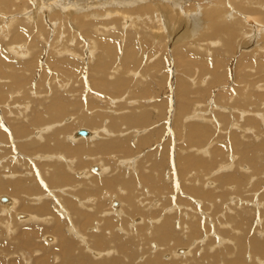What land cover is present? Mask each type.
Here are the masks:
<instances>
[{"label":"rangeland","instance_id":"obj_1","mask_svg":"<svg viewBox=\"0 0 264 264\" xmlns=\"http://www.w3.org/2000/svg\"><path fill=\"white\" fill-rule=\"evenodd\" d=\"M64 1L65 0H48L47 6H44L43 4L42 6L37 7L38 3L36 0H0V53L4 54L3 57L0 58V68L3 70V74H6L5 70L2 68L4 66L7 68V72H9L7 76L2 74L3 77H0L2 78L0 79V86H8L10 82V86L12 87H5L0 94V96L2 95L0 99L7 98L6 100H0V130L3 129V132L6 134L4 140H7H0V142H3V146H0V149L3 151L6 150L4 154L0 151V162L5 160L4 164H0V175L6 173V180L15 176H8L11 167L14 169L18 165L17 167L20 169L19 163L15 164L12 161V155H19L18 157L21 159L22 157L25 158L26 163L28 162L27 159H34V156L30 155L33 153L32 151L21 154L22 151L17 146L21 143L27 144L28 141L26 140L30 139L28 137H34L33 139H35L42 130L47 131L46 133L43 132L45 138L47 134H51L55 129L58 130L64 126H68V123L70 122V124L72 123V130L69 131V135L76 129L85 128L91 130L90 128H94L93 124L95 120L88 118L86 116L87 114L96 115L99 114V112L111 114L110 112L112 109L113 111H118V116H121L122 114L130 115L132 112L134 113V111L135 116L139 115V113H144L142 116L147 118L148 124L136 126V128L143 132H139L140 135L137 136V138L134 137L135 133H132L133 131L130 132L134 144L139 138L141 139L144 136L148 138L146 145L142 143L145 145H142L144 148H142V146L139 147L140 149L136 148L134 153H129L130 155L127 156L118 155L120 156L118 160L113 158V156H110L109 158L110 161H112V164L115 162L113 165L107 162V154L103 155V159H96L97 155L95 157L88 152L84 153L86 156L81 155V157H77V162L74 163V165L72 159L75 157H71V159L68 158L69 161L66 157L67 162L63 161L62 163L66 169L68 168V173L73 176L74 184H76L83 181L89 182L90 179L93 180V175L99 174L100 172V170L98 171L97 169L100 167L99 163H102L103 161L104 165L107 166L109 163L108 168H113L116 171L113 172L114 176L117 174V168H120V170H126L125 172H121L130 177L129 172L127 171L128 163L124 168H121L124 166L122 163L124 160L122 158L136 156L135 160L137 159V163L139 164V162H142V160L149 156L150 158H148L149 161L147 162L148 166L154 163L153 160L156 161L157 159L160 160L162 157L164 158L163 163L158 167L159 172L157 169L156 171H153L150 168L148 174L156 176L158 182L163 180L160 183V187L164 189L165 193L158 194L151 199L150 193L147 194L145 192L147 191L146 187H148L149 191L152 184L148 182L147 186L143 187L139 182V186L136 187L139 189L141 186L140 193H143L144 195L138 194V197H145V202L141 201L139 203V206L141 207L140 212L138 213L139 216H132L133 218L131 217L129 219L124 216L127 223L122 224L123 228L126 229L128 227L127 230L133 226L132 228L136 229L131 231L137 232L133 234V237L131 233L128 234V231L124 230L125 233L127 232L126 234L123 232L121 233V230L118 228L122 242H133L135 240V245H130V248L136 252L133 259L130 260L131 263L150 264L147 263L148 259L157 254L152 252L155 249H160L162 251H160L159 254V261L155 259V262L151 264H168L175 260L179 261L180 264H184L187 259L182 257L177 258L173 253L177 252L179 255L184 256L187 253L186 250L190 248L192 250L190 259L192 261L196 259V261L192 262L188 259L189 263L187 264H232L235 262L236 258L239 259L240 257V254L238 253L240 250L239 242H242L245 245V248L248 247V252L254 253L253 255L256 256L257 259H260L259 264L262 260L264 261V254L255 251L257 246L261 247L264 251V22L258 23L262 26V29L261 31L255 32L244 19L245 16H250L249 14H246L248 13L246 9H252V12L257 8L263 10L264 0H254L256 2L260 1L262 6H260L261 3L260 5H258V3L255 4L252 0L253 4L257 7L255 9L249 4L251 0H126L123 8H126L128 11L121 10V15L105 12V9L115 8L113 5H110L109 2H103L105 0H99L97 3L96 1L98 0H88V6L91 7L84 10H93V12L96 14L98 13L99 16L95 18L89 16V20L86 17L88 25L84 27L77 25V22H75L77 18L75 19L74 16H79V14H82L85 11L82 9V11L72 12L75 11L72 8L76 6L70 4V2L64 3ZM74 1L78 2L79 0ZM89 1H91V3ZM174 1H180L183 6L175 11L176 8L174 9V7L176 6L171 4ZM136 2L138 5L135 4ZM147 2L150 5L155 3L158 4L155 6L152 5V7L154 6L152 9ZM44 3L46 4V2ZM130 3L131 5H128ZM141 4L143 5L141 6ZM146 5H148V7ZM216 6H219L220 8L222 7L220 9V16H210V9H218L219 7ZM47 7H49V9ZM42 8H47V10H43ZM66 8L68 11L70 10L69 8H71L72 10H70V13L73 14L67 15L65 13L67 11H62L67 10ZM168 9L171 11L172 9L174 10L170 13ZM179 10H181L182 14L185 13L183 15L184 17L191 15L189 19L192 24H187V18L184 19V17H178ZM28 16L31 18L27 19ZM251 17L252 16H250V18ZM224 20H227L226 22H232L234 27L240 26V31L238 32L237 37L235 36L233 43L230 42V39L226 41L227 38L225 32L216 33L212 27V22H216L217 25L220 26V24L225 23ZM89 21H91V23ZM24 22H29L27 30L21 28L27 26ZM38 22L41 24V28L38 27ZM238 22L241 25H239ZM23 24L26 25L21 26ZM194 24L196 27L193 26ZM242 24H245L243 26L244 28L242 27ZM158 25L161 26L160 29H158ZM17 29H19L21 37L24 38L21 40L18 39L15 42L14 38L17 39L18 37H15ZM20 29L24 30V33ZM41 30L43 32H40ZM98 37L101 40L110 41L111 43L109 46L114 48L115 51L107 54L105 49L101 48L102 46L99 47L100 42L97 39ZM12 44L17 47L15 48ZM229 44H233L232 48H230ZM68 48L74 50L76 56H74L73 52L71 53ZM64 50H66V52ZM129 51L130 53H128ZM127 53L131 55L129 59ZM8 57L14 58L15 62L23 63L22 65H24V67L22 68V66H20V68H14L15 65H9L5 60L6 58L8 59ZM53 59L59 60V64H54L52 62ZM14 61L11 63H15ZM97 64L103 68V71H101V68L100 71L96 70V67L98 66ZM261 65L263 67H261ZM118 67H120V69ZM131 69H133V71ZM108 70L111 71L109 72ZM117 70H122L124 72H118ZM128 70H130V72H128ZM16 73H20V75L24 77L23 82L21 81L22 83L18 87H15L12 82L13 79L11 80L9 78L10 74L14 75ZM74 74L75 77L73 76ZM117 74L119 77L116 76ZM121 78L123 79L121 80ZM65 80L66 82H64ZM123 80L126 82H123ZM249 80L251 81V84H249ZM62 84H68L66 89L59 87ZM23 85H26V87ZM120 87L122 88L120 89ZM17 89L18 92H14ZM14 93L19 94L16 95ZM55 93H57V98L56 95H54ZM59 95H63L66 99L64 100V98L58 97ZM115 95L118 96V99L120 98L119 100L126 99V101L124 100L122 102V100L119 101L117 99L118 105L116 103L113 105L109 104L111 98H114V100L116 99L113 97ZM259 95L261 96L259 97ZM46 96H49L50 99L51 97L52 99L56 98V101L60 99L63 101V105L64 107L66 106L67 110L65 109V112L61 113L62 118L58 120L60 122H53L55 119L52 120V117H48L50 114L46 111L44 116L45 118L47 117V120L50 118L49 121L51 122L47 121L46 124L42 125L43 127L40 126L38 128L39 131H37L36 128H32L28 125L29 122L32 121V117H34L33 115L36 116L39 112L43 111V108L48 110L46 108L48 105L52 106L57 103L55 99H46ZM9 97H11L10 100H12V97L13 99L17 97L19 98V101L13 104V102H9ZM243 101L246 103H242ZM33 102H35V104ZM27 104L30 105L31 109L29 107V109L26 108V106H28ZM12 105H15V107H11ZM184 105L187 107L185 108L186 110H183ZM245 108L246 110H244ZM17 109L20 111L23 110L25 116L20 115V111H16ZM145 109H148L149 111L147 110L146 112ZM10 110H14L13 112L17 114L15 115ZM181 114L184 115L182 116ZM21 117H23V119ZM25 118H27V120H25ZM105 118L103 119L104 121L102 120V122H100V125L102 126L99 125V127H97L100 132H98L99 136L101 138L104 137L103 139L107 140L106 138L108 136L104 133V129L107 128V131L109 132L112 129L111 125H107L111 123L110 119L105 120ZM2 120L5 121L3 122ZM15 120L18 121L19 125ZM86 121H90V123H86ZM16 123L17 125L14 126L13 124ZM23 123L27 124L30 133L27 132L29 133L28 136L23 135V133L16 136V130H19ZM64 123L65 125H63ZM35 124L37 125L39 123L36 122ZM1 125L4 126L2 127ZM189 125L192 126L189 127ZM200 126L204 127L202 128ZM191 127L195 132L199 128L197 130L199 135L197 136V133L195 139L191 138L189 134ZM51 129H53L52 132ZM113 131L115 132L114 128L110 133H113ZM126 132L128 131H121V133L118 132L114 134L127 135ZM104 134L106 137L103 136ZM116 135L115 137H118ZM111 137H109L108 140L113 138ZM61 138L63 139V137ZM80 138L85 139V142H87L85 144L90 146V148H94L93 146L97 142L92 143L90 140H87L89 137H78V139ZM74 139L78 140L77 138ZM22 140H24V142ZM65 142L70 143V141H66V139ZM53 150L54 149H51L48 154L52 156L54 153ZM163 150L164 152H162ZM124 152V149L121 147L118 148V154H123ZM242 152H244V154ZM152 153L153 157L149 155ZM55 155L58 154L56 153ZM31 156L32 158H30ZM133 158L134 157L130 159ZM192 159H196L194 161H198L199 159L203 160L204 165L202 166L201 171L197 173L199 180L196 181V184L203 188L204 193L208 194L209 192L210 196L204 197L195 194L193 195L192 192L186 190L183 186L185 180L180 174L183 168L178 161L182 160L184 163ZM42 161H44V159H42ZM105 161L107 164H105ZM68 162L71 163V166H69ZM6 164H10L8 165L9 167L12 166L10 168L8 167V170L7 168H2ZM85 170H87L90 175ZM23 171L24 170H22L21 173ZM41 172L44 174L45 169L41 170ZM81 172H85V174L87 173L83 179H81L82 177L80 178L79 175ZM91 172H93V174ZM113 173H111L112 175L109 173L107 177H112ZM193 173L194 172L190 173L186 178L193 175ZM36 175L39 177V173H36ZM82 175H84V173ZM168 175L171 179L168 178ZM23 177L26 176L24 175ZM88 177L89 179L86 180ZM96 177L100 178L101 176ZM104 177L105 175H102V178ZM223 177L226 178V180L223 179ZM241 178L242 181L240 182ZM23 179L30 187L36 185V187L43 190L37 181V178ZM167 179L168 181H166ZM41 183H43V180ZM96 183L99 182L96 181ZM162 183L163 185H161ZM186 184H193V182L187 180ZM24 186L29 188L25 184ZM53 186L60 187L59 182L54 181ZM66 187L67 185L53 191L57 194L56 196L64 199L72 198L77 201L74 190L72 191V189L69 188L63 190ZM74 188L80 190L87 188V185L74 186ZM168 188L170 190H168ZM112 192L114 191L111 190L109 195ZM118 192L119 189L114 193ZM11 193L12 192L10 191H4L1 193V197L6 196L11 200L16 199L17 211L20 213L25 202L22 204L17 197H10ZM84 193L85 191L82 192L81 195ZM89 193L90 190H87L85 194L87 195ZM160 195L163 197L161 198ZM28 196L29 195L27 194L22 195V197H25L24 199H28L29 206H34L33 204L36 202L35 196ZM29 199H31L32 203L35 202L31 204ZM116 199L117 198L107 201L106 204L103 205V209L109 211L110 206H112V208H121V203H123L122 198ZM181 199L183 202H181ZM156 202L158 204L162 202L159 204V208L158 206L155 207V204H157ZM175 202H178V205L181 204L180 206L182 207V210L173 211L172 214L174 215L172 216L174 217L172 218H174V220L179 218L185 219L183 224H186L187 228L178 226H176L178 228H172L173 233L177 232L175 233V235L177 234L176 238L171 242L168 241L166 243H161L158 238H155L156 236L154 233H160V231L162 232V229L156 230L155 228L153 230L149 227L151 224L150 221L152 220L151 218H160L161 210L158 209H161V207H171V205H173L172 203ZM5 204L0 203V206L3 205L4 208L12 211L11 208L14 205L9 207L7 205L5 206ZM186 205L187 207H185ZM189 208H192L193 210ZM25 211L27 212L28 210L24 208L22 210L23 213L21 214L29 216V213H24ZM56 211L59 212L58 210ZM7 213L8 212L2 213L0 211V218L2 217V219L5 220L3 223V220L0 219V264H59V260L55 258L57 256L56 252L58 254L60 253L59 250H54L52 246L49 245V243H53L55 239V232L50 230V225H47L44 222L35 223L36 229L39 232L35 234L36 238L34 239V246L25 245L22 241L23 239H26V236H22V231L33 228V222L28 220L29 222L26 221V223L23 224L21 220H24V218L12 213L10 214V219ZM145 213H148V217ZM185 213L188 214L187 218L184 217ZM61 216H64V214ZM145 216L147 221L146 223H143V218H145ZM129 220L132 222L130 223ZM186 220L187 222H185ZM8 223L10 225L8 228L10 229L6 228ZM141 223L146 227L145 229L142 227L140 228V226H142ZM98 224L96 223L97 226ZM196 224L200 225L197 226ZM94 227L95 225H93V229H95ZM90 228H92V225ZM113 231V233H116V228H114ZM85 232L89 234L94 233L90 230ZM66 233L70 236L67 230ZM72 241L77 243L83 253L86 252L87 256L90 255V257L86 258V261H88L87 263L93 260L95 261V264H101L103 261L100 263V259H98L97 256H103L101 260H106V258L109 260L112 259V256L107 257L109 256L107 254L108 251L99 252L95 250L98 253L104 252L107 255H91L92 252L88 253L84 245H80L79 239L72 237ZM111 243L113 245L114 241H111ZM194 243L196 244L193 245ZM54 246L56 248V245ZM162 247H169V249H161ZM118 248V256L121 257L126 252L120 247ZM228 248L231 252H227ZM182 249H184V253L180 251L178 252V250ZM167 254H173V256ZM113 255L116 256V254ZM59 256L62 255L59 254ZM169 256L170 258L168 259L167 257ZM209 257H213V260L217 259L216 261L221 259L223 262L218 261L216 263L215 261H210L211 259L205 260V258ZM123 261L124 264H127L125 262L130 263L126 260ZM262 264H264V262H262Z\"/></svg>","mask_w":264,"mask_h":264},{"label":"bare ground","instance_id":"obj_2","mask_svg":"<svg viewBox=\"0 0 264 264\" xmlns=\"http://www.w3.org/2000/svg\"><path fill=\"white\" fill-rule=\"evenodd\" d=\"M7 1H9V0H7ZM30 1H32V0H30ZM34 1V0H33ZM42 1V2H41ZM88 0H79L78 2H75L74 0H65L64 1V3L65 2H67V3H69L70 2V4H72V5H74V6H76V7H74V8H72V9H74L75 11H72V12H77V11H82V9L84 10V9H86V8H90L91 6H88V2H87ZM129 1V0H128ZM131 1V0H130ZM150 1V0H149ZM157 1V0H156ZM169 1V0H168ZM252 1V0H251ZM249 2V4H250V6L251 7H253V9H255V8H257L256 6H255V4H257L258 3V5H260V1H258V2H256V1H254V3L255 4H253V1L252 2ZM3 2V1H2ZM6 2V1H5ZM23 2V1H22ZM36 2L38 3V6L37 7H39V6H42L43 4H44V6H47V3H48V0H36ZM44 2H46V4L44 3ZM90 3H91V1H89ZM97 2H99V0L98 1H96V3ZM103 2H105V3H108L109 2V4L110 5H113V7H115V8H112V9H105V12H107V13H117V14H120L121 15V10L123 11H128L126 8H123V6L125 5V2H126V0H105V1H103ZM138 2V1H137ZM135 3V4H137L138 5V3ZM54 3V2H53ZM63 3V2H62ZM61 3V4H62ZM93 3H95V2H93ZM33 4V3H32ZM134 4V3H133ZM147 4H149L148 2H147ZM158 3H155V4H152V5H157ZM170 4V3H169ZM171 4H174L173 6H176V7H174V9H175V11L177 10V9H180L182 6H183V4L180 2V1H174V2H172ZM9 5V4H8ZM49 5H50V2H49ZM65 5V4H64ZM68 5V4H67ZM102 5V4H101ZM104 5H106V4H104ZM128 5H131V3L130 4H128ZM143 4H141V6H142ZM150 5V4H149ZM152 5H150L151 7H152ZM136 6V5H135ZM140 6V7H141ZM147 7H148V5H146ZM153 6V7H154ZM260 6H262V3H261V5ZM52 7V6H51ZM58 7V6H57ZM100 7V6H99ZM119 7V8H118ZM150 7V8H151ZM153 7H152V9H153ZM163 7V6H162ZM216 7H219V6H216ZM48 9H49V7H47ZM47 8L45 9V10H47ZM106 8H108V7H106ZM123 8V9H122ZM146 8V7H145ZM160 8V7H159ZM165 8V7H164ZM163 8V9H164ZM222 8V7H221ZM220 7L218 8V9H215V8H213L212 10L210 9V11H209V15L210 16H215V17H217L221 12V9ZM26 9V8H25ZM34 9V8H33ZM43 9V8H42ZM43 9V10H44ZM56 9V8H55ZM67 9V8H66ZM70 10H72L71 8H69ZM139 9V8H138ZM174 9H172V11L170 10V9H168L169 10V12L171 13V12H173V10ZM70 10L68 11V9L67 10H62V11H67V12H65L67 15L68 14H73V13H70ZM156 10V9H155ZM184 10V9H183ZM243 10V9H242ZM42 11V10H41ZM85 12H83L82 14H79V16L77 15H75L74 16V18L76 19L75 20V22H77V25H81V26H87L88 25V22L86 21V19L89 17V16H92V17H98L99 16V14L97 13H94L93 12V10H84ZM145 11V10H144ZM152 11H154V10H152ZM159 11V10H158ZM180 12L178 13V17H184L183 15L185 14V13H183L182 14V12H181V10H179ZM246 11H248V13H246L245 11V13L246 14H249L250 16H252L251 18H250V16L249 17H246L245 16V21L246 22H248V25L251 27V28H253L254 29V31L256 32V31H261V29H262V26L261 25H259L258 23L259 22H264V9L263 10H260V9H255L253 12H252V9H246ZM263 11V12H262ZM50 12V11H49ZM54 12V11H53ZM69 12V13H68ZM102 12V11H101ZM142 12H143V9H142ZM47 13H48V11H47ZM55 13V12H54ZM57 13V12H56ZM148 13V12H147ZM169 13V14H170ZM242 13V12H241ZM252 13H253V15H252ZM46 14V13H45ZM58 14V13H57ZM207 14V13H206ZM140 15H141V13H140ZM158 15V14H157ZM2 16V15H1ZM4 16V15H3ZM50 16V15H49ZM117 16V15H116ZM191 16V15H190ZM190 16H187V17H184V19L185 18H187L188 20H187V24H192L191 23V21H190V19H189V17ZM193 16V15H192ZM220 16V15H219ZM222 16V15H221ZM235 16V15H234ZM87 17V18H86ZM138 17V16H137ZM157 17V16H156ZM14 18V17H13ZM26 18V17H25ZM31 17L30 16H28L27 17V19H30ZM43 18V17H42ZM24 19V18H23ZM68 19H69V17H68ZM81 19V20H80ZM88 20H89V18H88ZM164 20V19H163ZM193 20H194V18H193ZM84 21H85V23H84ZM95 21V20H94ZM93 21V22H94ZM127 21V20H126ZM161 21V20H160ZM159 21V22H160ZM213 21H215V20H213ZM227 20H224V24H220V26H218L217 25V23L216 22H212V24H213V29H214V32H216V33H221V32H225V34H226V41H228L229 39H230V42H232L233 43V40H234V38H235V36L237 37V34H238V32L240 31L239 29H240V26H238V27H234L233 25V23L232 22H226ZM90 23H91V21H89ZM220 22V21H219ZM24 23H26L27 24V26H25L24 24L23 25H21V26H25V27H21V28H24L25 30H27V28H28V24H29V22L27 23V22H24ZM196 23V22H195ZM239 23V22H238ZM15 24V23H14ZM198 24V23H197ZM132 25V24H131ZM152 25V24H151ZM239 25H241L240 23H239ZM245 24H242V27L244 26ZM96 26V25H95ZM159 26V25H158ZM194 27H196V25L194 24L193 25ZM38 27L39 28H41V24L38 22ZM160 27L161 26H159L158 27V29H160ZM244 28V27H243ZM194 29V28H193ZM263 29H264V27H263ZM21 30V29H20ZM103 30V29H102ZM167 30V29H166ZM23 33H24V30H21ZM241 31H242V28H241ZM18 32H19V34H18ZM40 32H43L42 30L40 31ZM17 33V34H16ZM16 35H15V37H17V39L16 38H14V40H15V42H16V40H18V39H22V38H24V37H21V33H20V31H19V29H17L16 30ZM94 33V32H93ZM215 33V34H216ZM246 33V32H245ZM3 34V33H2ZM224 34V33H223ZM264 34V33H263ZM40 35V34H39ZM241 35V34H240ZM6 36V35H5ZM14 36V35H13ZM20 36V37H19ZM41 36V35H40ZM192 36V35H191ZM180 37V36H179ZM168 38V37H167ZM176 38V37H175ZM98 40H99V42H100V45H99V47L100 46H102L101 48H104L105 49V51H106V53L107 54H109V53H111V52H113V51H115V49L114 48H112L111 46H109V44L111 43L110 41H105V40H101V39H99V37L97 38ZM183 39V38H182ZM39 40V39H38ZM113 41V40H112ZM35 42H36V40H35ZM39 42V41H38ZM69 42V41H68ZM180 42V41H179ZM15 44V43H14ZM38 44V43H37ZM13 45V44H12ZM115 45V44H114ZM230 45V48H232V46H233V44H229ZM14 46V45H13ZM15 47V46H14ZM14 47H11V48H14ZM17 47V46H16ZM15 47V48H16ZM24 47V46H23ZM38 49H39V47H38ZM24 50V49H23ZM68 50L72 53L73 52V55L74 56H76V52H74V50H72V49H69L68 48ZM133 50V49H132ZM192 50V49H191ZM6 51V50H5ZM21 51V50H20ZM57 51H58V49H57ZM60 51V50H59ZM65 52H66V50H64ZM186 51V50H185ZM38 52V51H37ZM68 52V51H67ZM20 53V52H19ZM26 53V52H25ZM105 53V54H106ZM128 53H130V51L128 52ZM127 53V56H128V59L130 58V54H128ZM40 54V53H39ZM153 54V53H152ZM3 55L4 54H2V53H0V58L1 57H3ZM16 55H17V53H16ZM41 55V54H40ZM36 56H37V54H36ZM77 56H79V55H77ZM109 56V55H108ZM115 56V55H114ZM114 56H112V57H114ZM106 57V56H105ZM100 58V57H99ZM107 58V57H106ZM109 58V57H108ZM134 58V57H133ZM104 59V58H103ZM102 59V60H103ZM2 60V59H1ZM6 61H7V63H9V65H15L14 66V68H20V66H22V68L24 67V65H22L23 63H18V62H15L14 61V58H9L8 57V59L6 58L5 59ZM12 61H14L15 63H11ZM108 61H109V59H108ZM1 62V61H0ZM52 62L54 63V64H59V60H57V59H53L52 60ZM70 62V61H69ZM105 62V61H104ZM139 62V61H138ZM78 63V62H77ZM217 63V62H216ZM100 64H101V62H100ZM108 64H109V62H108ZM98 66L96 67V70H99L100 71V68H101V66H99V64H97ZM105 65V64H104ZM115 65V64H114ZM111 66V65H110ZM67 67V66H66ZM94 67H95V65H94ZM102 67H103V65H102ZM215 67V66H214ZM261 67H263L262 65H261ZM4 70H5V72H6V74H3V70H1V68H0V77H3L2 76V74L3 75H8L9 74V72H7V68H5V66L4 67H2ZM119 69H120V67H118ZM122 68V67H121ZM216 68V67H215ZM26 69V68H25ZM68 69V68H67ZM264 69V68H263ZM27 70V69H26ZM30 70V69H29ZM33 70V69H32ZM74 70V69H73ZM115 70V69H114ZM124 70V69H123ZM132 71H133V69H131ZM67 71V70H66ZM76 71V70H75ZM101 71H103V68H101ZM107 71V70H106ZM109 71V70H108ZM111 71V70H110ZM109 71V72H110ZM118 72H120V71H122V70H117ZM116 71V72H117ZM135 71V70H134ZM29 72V71H28ZM122 72H124V71H122ZM128 72H130V70H128ZM18 73V72H17ZM10 74V76H9V78L12 80L13 79V85L15 86V87H18V86H20V84L23 82V80H24V77H22L21 75H20V73L19 74ZM26 73V72H25ZM75 73V72H74ZM137 74V73H136ZM107 75V74H106ZM35 76V75H34ZM74 77H75V74L73 75ZM79 76V75H78ZM78 76H76L77 78H79ZM116 76H118L119 77V75L117 74ZM128 76V75H127ZM180 77V76H179ZM108 78V77H107ZM125 78V77H124ZM129 78V77H128ZM0 79H2V78H0ZM116 79V78H115ZM123 78H121V80H122ZM143 79V78H142ZM141 79V80H142ZM217 79H218V77H217ZM4 80H5V78H4ZM9 80V79H8ZM107 80V79H106ZM105 80V81H106ZM121 80H119V81H121ZM22 81V82H21ZM111 81V80H110ZM218 81V80H217ZM247 81V80H246ZM250 81V80H249ZM3 82V81H2ZM1 82V83H2ZM34 82V81H33ZM64 82H66V80L64 81ZM123 82H126L125 80H123ZM122 82V83H123ZM137 82V81H136ZM248 82V81H247ZM26 83V82H25ZM100 83V82H99ZM122 83H120V84H122ZM124 84V83H123ZM248 84V83H247ZM249 84H251V81H250V83ZM68 84H62V85H60L59 87L60 88H62V89H66V86H67ZM114 85H115V83H114ZM8 86H10V82H9V85ZM8 86H0V94L2 93V89H4L5 87H8ZM13 86V87H14ZM24 86V85H23ZM106 86V85H105ZM125 86V85H124ZM182 86H183V84H182ZM185 86V85H184ZM249 86V85H248ZM24 87H26V85L24 86ZM45 87V86H44ZM127 87V86H126ZM10 88H12L11 86H10ZM49 88H50V86H49ZM106 88V87H105ZM115 88V87H114ZM122 87H120V89H121ZM246 88H248V87H246ZM19 89V88H18ZM18 89L16 90V91H14V92H18ZM116 89V88H115ZM120 89H118V90H120ZM15 90V89H14ZM24 90V89H23ZM98 90V89H97ZM21 91H22V88H21ZM27 91H28V89H27ZM68 91V90H67ZM99 91V90H98ZM239 91V90H238ZM4 92V91H3ZM9 92V91H8ZM12 92V91H11ZM29 92H30V90H29ZM69 92V91H68ZM31 93V92H30ZM33 93H35V92H33ZM48 93V92H47ZM61 93V92H60ZM70 93V92H69ZM240 93V92H239ZM8 94V93H7ZM14 94H16V93H14ZM13 94V95H14ZM19 94V93H18ZM18 94H16V95H18ZM27 94V93H26ZM184 94V93H183ZM35 95V94H34ZM54 95H56V98H57V93H55ZM2 96V95H1ZM0 96V97H1ZM5 96V95H4ZM8 96V95H7ZM40 96V95H39ZM64 96H66V95H64ZM246 96H247V94H246ZM261 95H259V97H260ZM32 97V96H31ZM47 97V96H46ZM55 97V96H54ZM58 97H60V98H64V100L66 99L65 97H63V95H59ZM110 97V96H109ZM113 97H115L116 99L114 100V98H111V101L109 102V104H114V103H116L117 104V97L118 96H113ZM10 98L11 97H9V102H13V104H15L16 102H18L19 101V98H14L13 99V97H12V100H10ZM26 98V97H25ZM32 98H34V97H32ZM41 98V97H40ZM56 98H54L55 99V101L57 100ZM7 99V98H6ZM5 98H3V99H0L1 101L2 100H6ZM46 99H50L49 98V96L46 98ZM51 99H52V97H51ZM50 99V100H51ZM54 99H52V100H54ZM120 99V98H119ZM118 99V100H119ZM22 100V99H21ZM122 100V102L125 100L126 101V99H121ZM121 100H119V101H121ZM244 100V99H243ZM47 101V100H46ZM67 101V100H66ZM114 101V102H113ZM5 102V101H4ZM28 102H30V101H28ZM35 102H36V99H35ZM35 102H33L34 104H35ZM52 102V101H51ZM57 103L55 104V105H52V106H47L46 108L48 109V110H46L45 108H43V111L42 112H39L36 116L35 115H33L34 117H32V121L31 122H29V124H28V122H27V124L30 126V127H32V128H36V130L37 131H39V127L40 126H42V125H44V124H46V122L47 121H49V119L47 120L46 118H45V113H46V111L50 114V116H48V117H52V120L53 119H55V120H53V122L54 121H57V122H60V121H58V120H60L61 118H62V114L61 113H63V112H65L64 110L66 109V106L64 107V103H63V101H61L60 99H58V101H56ZM122 102H120V103H122ZM241 102V101H240ZM248 102V101H247ZM54 103V102H53ZM119 103V102H118ZM126 103V102H125ZM127 103H128V101H127ZM242 103H246L245 101H243ZM242 103H241V105H242ZM1 104V103H0ZM3 104V103H2ZM26 104V103H25ZM32 104V103H31ZM237 104V103H236ZM7 105V104H6ZM28 106H26V105H24V106H26V108H30V105L29 104H27ZM118 105V104H117ZM227 105V104H226ZM19 106V105H18ZM23 106V107H24ZM37 106V105H36ZM44 106V105H43ZM104 106V105H103ZM116 106V105H115ZM125 106V105H124ZM133 106H135V105H133ZM154 106V105H153ZM180 106V105H179ZM190 106V105H189ZM243 106V105H242ZM246 106V105H245ZM11 107H15V105H12ZM99 107V106H98ZM111 107V106H110ZM122 107V106H121ZM130 107V106H129ZM137 107V106H136ZM150 107H151V105H150ZM6 108H7V106H6ZM28 108V109H29ZM106 108H107V106H106ZM112 108V107H111ZM155 108H156V106H155ZM185 108H187L186 107V105H184L183 106V110H186ZM12 109V108H11ZM16 109V108H15ZM31 109V108H30ZM108 109H109V107H108ZM107 109V110H108ZM123 109V108H122ZM121 109V110H122ZM19 109H17L16 111H18ZM67 110V109H66ZM125 110V109H124ZM130 111H132L131 109H129ZM146 110V112H147V110L148 109H145ZM243 110V109H242ZM244 110H246V108L244 109ZM11 112H13L14 110H10ZM20 111V110H19ZM30 111V110H29ZM126 111V110H125ZM125 111H124V113H125ZM137 111V110H136ZM149 111V110H148ZM10 112V113H11ZM25 112V111H24ZM33 112H35V111H33ZM138 112V111H137ZM145 112V111H144ZM244 112V111H243ZM247 112V111H246ZM14 113V112H13ZM97 113H98V111H97ZM109 113V112H108ZM111 114H107L106 112L105 113H100L99 112V114H96V115H94V114H92V115H89V114H87L86 116L88 117V118H91L92 120H95V122H94V124H93V127L94 128H90L91 130H92V132H91V130H89V134L87 135V136H78L77 134H76V130H74L72 133H70L69 135H71V136H69L68 135V133H69V131H71L72 130V123L70 124V122L68 123V126H64L63 128H61V129H58V130H56L55 129V131H53L52 132V130L53 129H51V134H47V136H45V138H44V136H43V132H47V131H43L42 130V132L35 138V139H33V138H31V137H28V138H30L29 140H26V141H28V143L27 144H23V143H21V144H19L17 147H19V149L22 151L21 152V154L22 153H27V152H33V153H31L30 155H32V156H34V159L33 160H31V159H27V163H29V164H27L26 163V159L25 158H23L22 156V159L21 158H19L18 156H14V155H12L13 157V162L16 164V163H19V168L20 169H18V165L14 168V169H12L13 167H11V171H9L8 173H9V175L8 176H12V175H15V176H12L11 178H8V179H6L5 180V178H7L6 176H7V174L6 173H4V174H2V175H0V203H2V204H5V203H9V204H5V206L7 205V206H12V205H14L11 209H12V211L10 210V209H6V208H4V206L3 205H1L0 206V211L2 212V213H5V212H8L7 214L9 215V218L11 219V215L10 214H12V213H14L16 216H20V217H22V218H24V220H21L22 221V223L23 224H25L26 223V221H28V220H30L31 222H33V225H34V227L33 228H30V229H28V230H24V231H22V236H26L25 238L26 239H23V241L22 242H24L25 243V245L27 244V245H30V246H34V239L36 238L35 237V234L36 233H38L39 231L36 229V225H35V223H40V222H44V223H46L47 225H50V230L51 231H53V232H55V239H54V241H53V243L52 242H50V243H52V244H50L49 243V245L50 246H52V248L55 250V249H58L59 250V254L60 255H62V256H59V254L56 252V254H57V256L55 257L57 260H59V264H95L94 262L95 261H93V260H91V261H89V263H87L88 261H86V258L87 257H90V255L89 256H87V254H86V252L85 253H83L82 252V250H81V248L77 245V243H75L74 241H72V237H75L76 239H79V241H80V245H84V247H85V249L88 251V253H91L92 252V254L91 255H93V254H95V255H99V254H102V255H109V256H107V257H111L112 259L111 260H109L108 258H106V260H101L102 259V257L103 256H97V258L98 259H100L99 261H100V263L101 264H124V261L123 260H126V261H129L130 263H128V262H125V263H127V264H134V262H132L131 263V261L130 260H132L133 259V257H134V255H135V253L136 252H134L131 248H130V245L132 244L133 246L135 245L134 244V241L133 242H131V241H126V242H122V240H121V237H120V232H118V228H119V230H121V233L123 232V233H125L124 232V230L125 231H128V234H130L131 233V235H133L134 233H136V232H132V231H134L135 229H133L132 227L129 229V230H127L128 229V227L125 229V228H123V225L122 224H126L127 222H126V218H131L132 216L134 217V216H137L138 215V213L140 212V206H139V203L141 202V201H144L145 200V197H141V198H139L138 197V194H142V195H144L143 193H140L141 191V189H140V187L141 186H143V187H146L147 186V184H148V182L149 183H151L152 184V186H150V188H149V191H148V187H146L147 188V191L145 192V193H150V198L152 199L154 196H156V195H158V194H162V193H165L164 192V189L162 188V187H160V183L163 181H161V182H158V179L156 180V176H154V175H152V174H148V172L150 171V168L153 170V171H156V169H157V171L159 170L158 169V167H159V165H161L162 163H163V160H164V158L162 157L160 160H158L157 158V160L156 161H154L153 160V162L154 163H152L151 165H147L148 163V158H150L149 156H147L144 160H142V162H139V164L137 163L138 162V160L136 159L135 160V158H136V156H132V157H134L133 159H130V158H132V157H125V158H122L123 160H124V162H122L123 163V167H121V168H124L125 167V165H127V163H128V165H127V171L129 172V174H130V177L127 175V174H124L123 172H125L126 170H120V168H117V174H115V176H114V173L113 172H116L113 168H108V164L109 163H111L112 164V161H110V156H113V158H115V159H117L118 160V158L120 157V156H118V155H125V156H127V155H130L129 153H134V151L136 150V148H139V147H141L143 144H145L146 145V143H147V139L148 138H146V136H144V137H142L141 139L139 138L138 140H136L135 142V144H134V141H133V138H132V135L130 134V132L131 131H133L132 133H135V135H134V137L135 138H137V136H139L140 135V133L139 132H143V131H140L138 128H136V126L137 125H147L148 124V120H147V118H144V116H142L143 114H140L139 113V115H141V116H139V115H136L135 116V111H134V113L132 112V114H130V115H121V116H118V111L117 110H114L113 111V109L111 110V112H110ZM148 113H150V112H148ZM184 113V112H183ZM15 114V113H14ZM17 114V113H16ZM15 114V115H16ZM19 114L20 115H23V116H25L24 115V113H23V110L22 111H20L19 112ZM28 114V113H27ZM27 114H26V116H27ZM34 114V113H33ZM117 114V115H116ZM147 114V113H146ZM152 114V113H151ZM30 115V114H29ZM116 115V116H115ZM161 115V114H160ZM182 115V114H181ZM184 115V114H183ZM182 115V116H183ZM199 115V114H198ZM13 116V115H12ZM107 116V117H106ZM16 117V116H15ZM18 117H19V115H18ZM28 117V116H27ZM30 117V116H29ZM106 117V118H105ZM150 117V116H149ZM22 119H23V117H21ZM105 118V120H109L110 119V124H107L108 126L109 125H111V129L113 130V128H114V130H115V132L113 131V133H110L109 131H107V128L106 129H104L103 131H104V133L105 134H107V140H104L103 138H101L100 136H99V129H98V127H99V125L101 124L100 122H102V120ZM11 119V118H10ZM15 119V118H14ZM20 119V118H19ZM19 119H17V120H19ZM64 119V118H63ZM66 119V118H65ZM205 119V118H204ZM263 119V118H262ZM25 120H27V118H25ZM69 120V119H68ZM72 120V119H71ZM181 120H183V119H181ZM3 121V120H2ZM1 121V122H2ZM5 121V120H4ZM3 121V122H4ZM16 121V120H15ZM63 121V120H62ZM66 121V120H65ZM104 121V120H103ZM255 121V120H254ZM2 122V123H3ZM17 123H18V121H16ZM39 123V124H35V123ZM49 122H51V121H49ZM72 122V121H71ZM17 123L16 124H13L14 126L15 125H17ZM67 123V122H66ZM86 123H90V121H86ZM202 123V122H201ZM27 124H22L21 125V128L19 129V130H16V132H17V134H16V136L17 135H19L20 133H23V135H25V136H28V134L30 133L29 131H30V129H28V126H27ZM247 124V123H246ZM18 125H19V123H18ZM63 125H65V123L63 124ZM152 125V124H151ZM2 127L4 126V125H1ZM98 126V127H97ZM100 126H102V125H100ZM190 126H192V125H189V127ZM43 127V126H42ZM123 127H125V128H123ZM140 127H142V126H140ZM200 127H202V126H200ZM204 127V126H203ZM202 127V128H203ZM25 128V129H24ZM52 128V127H51ZM80 128V127H79ZM0 129H1V127H0ZM6 129V128H5ZM147 129V128H146ZM199 129V128H198ZM197 129V130H198ZM128 131V132H126L127 133V135L126 134H114V133H118V132H120L121 133V131ZM196 130V132L194 131V129H192V127H191V130H190V132H189V134H190V136H191V138H196L198 135H199V133H198V131ZM203 130V129H202ZM5 131V130H4ZM100 131H102V130H100ZM154 131V130H153ZM27 132H29V133H27ZM99 132V133H98ZM157 132V131H156ZM38 133V132H37ZM37 133H36V135H37ZM198 133V134H197ZM8 134V133H7ZM103 134V133H102ZM105 134L103 135V136H105ZM148 134V133H147ZM196 134H197V136H196ZM14 135V134H13ZM115 135L116 136H118V137H115ZM131 135V136H130ZM194 135V136H193ZM113 138H112V137ZM160 136V135H159ZM4 137H6V134H5V132H3V129L2 130H0V140L1 141H7V140H4ZM61 137H63V139L61 138ZM78 137H89L87 140H90L92 143H94V142H96L95 143V145L93 146L94 148H90V146H88L87 144H85V143H87V142H85L86 140L85 139H83V138H80V139H78ZM106 137V136H105ZM109 137H111L110 139L111 140H108V138ZM74 138H77L78 140H75ZM164 138V137H163ZM189 139H191L190 137H188ZM16 139V138H15ZM65 139H66V141H70V143L69 142H65ZM72 139V140H71ZM188 139V140H189ZM150 140V139H149ZM148 140V141H149ZM187 140V141H188ZM193 140V139H192ZM23 142H24V140H22ZM89 141V142H90ZM98 141H100V142H98ZM75 142H78V143H75ZM2 143L3 142H0V146H3L2 145ZM18 143V142H17ZM76 144V146H75V144ZM143 143V144H142ZM6 144V143H5ZM14 144V143H13ZM51 144H53V145H51ZM139 144H140V146H139ZM243 144V143H242ZM145 145H143V146H145ZM8 146V145H7ZM142 146V148H144ZM122 148V149H124L125 150V152L123 153V154H118V148ZM4 149H5V147H4ZM51 149H54L53 150V154H52V156L50 155V154H48L49 152H50V150ZM140 149V148H139ZM139 149H137V150H139ZM160 149V148H159ZM19 150V151H20ZM0 151H2L3 152V154H4V152L6 151V150H2V149H0ZM223 151V150H222ZM86 152H88V153H90V155H94L95 157H96V155H97V158L96 159H103V155L104 154H107L108 155V159H107V162H109L108 164L106 163V161H105V164H107V166L106 165H104L103 164V162L102 163H99V166L100 167H98L97 169H98V171L100 170V172H99V174H94L93 175V180L92 179H90L89 180V182H79V181H77V182H79V183H76V184H74V178H72L73 176H71L70 175V173H68V168L66 169L63 165H62V163H63V161L64 162H67L66 161V157H67V159L68 158H70L71 159V157H75L74 159H72L74 162H72L73 163V165H74V163H76L77 162V157H81V155H84V153H86ZM144 152V151H143ZM162 152H164V150L162 151ZM206 152H208V151H206ZM7 153H8V151H7ZM58 154V155H55V154ZM87 153V154H88ZM116 153V154H115ZM243 154H244V152H242ZM135 155V154H134ZM151 157H153V153L152 154H149ZM32 156L30 157V158H32ZM84 156H86V154L84 155ZM245 156V155H244ZM122 157V156H121ZM138 157V156H137ZM9 158V157H8ZM107 158V157H106ZM42 159H44V161H42ZM48 159V160H47ZM93 159V158H92ZM95 159V158H94ZM95 159V160H96ZM122 159H120V160H122ZM127 159H130V160H127ZM197 159V158H196ZM196 159H194V160H196ZM3 160V159H2ZM7 160H9V159H7ZM193 159L192 160H190V161H186V162H184L183 163V161L182 160H179L178 162H180V164H181V166H182V168H183V170L181 171V175L183 176V178H184V180H185V184H183V186H184V188L186 189V190H189L190 192H192L193 193V195L195 194V195H198V196H204V197H207V196H210L209 195V192H208V194L207 193H204L203 192V188L201 187V186H199V185H197L196 184V181L197 180H199V176H198V174L197 173H199L200 171H201V168H202V166L204 165V163H203V160L201 159H199L198 161H194ZM1 161V160H0ZM50 161H52V162H50ZM68 161H69V159H68ZM140 161V160H139ZM4 164L5 163V160H3V162H0V164ZM41 163V164H40ZM69 163V162H68ZM80 163V162H79ZM115 163V162H114ZM113 163V164H114ZM117 163H118V161H117ZM208 163V162H207ZM206 163V164H207ZM31 164H32V166H31ZM81 164H83V163H81ZM112 164V165H113ZM150 164V163H149ZM178 164V163H177ZM179 164V165H180ZM212 164H213V162H212ZM7 165V164H6ZM6 165H4V167H2V168H7V170H8V165H10V164H8L7 166ZM92 165V164H91ZM176 165V164H175ZM3 166V165H2ZM39 166V167H38ZM69 166H71V163H69ZM93 166V165H92ZM91 166V167H92ZM106 166V167H105ZM110 166V165H109ZM178 166V165H177ZM212 166V165H211ZM256 166H257V163H256ZM9 167V168H10ZM90 167V168H91ZM39 168H41V169H39ZM70 168V167H69ZM84 168V167H83ZM93 168V167H92ZM0 169H1V167H0ZM43 169H45V172H44V174H42V172H41V170H43ZM70 169H72V168H70ZM75 169V168H74ZM180 169V168H179ZM5 170V169H4ZM22 170H24L22 173H21V171ZM87 170H89V169H87ZM87 170H85V171H87ZM110 170H111V172H110ZM181 170V169H180ZM6 171V170H5ZM14 171V172H13ZM72 171V170H71ZM92 171V170H91ZM121 171H123V172H121ZM131 171H133V172H131ZM88 172V171H87ZM159 172V171H158ZM192 172H194L193 173V175H191V176H189L188 178H186V176H188L190 173H192ZM36 173H39V177H37V175H36ZM84 173V175H82ZM92 174H93V172H91ZM106 173H107V175H106ZM111 174V173H113V176L112 177H107L108 176V174ZM157 173V172H156ZM17 174V175H16ZM87 174V173H86ZM86 174H85V172H81V173H79V175H80V178L81 179H83L85 176H86ZM88 174H89V172H88ZM91 174V175H92ZM26 176V177H23V176ZM32 175V176H31ZM90 175V174H89ZM88 175V176H89ZM102 175H105V177L104 178H102ZM112 175V174H111ZM127 175V176H126ZM161 175V174H160ZM96 176H101L100 178H97ZM169 176V175H168ZM167 176V177H168ZM172 176V175H171ZM91 177V176H90ZM158 177V176H157ZM23 178H37V181L39 182V184H40V186L43 188V190H41L39 187H36V185L34 186V187H30L28 184H27V182L23 179ZM169 179H171V177L169 176L168 177ZM180 178V177H179ZM221 178V177H220ZM232 178V177H231ZM236 178V177H235ZM235 178H233V179H235ZM89 179V177L88 178H86V180H88ZM160 179V178H159ZM223 179H225L226 180V178H224L223 177ZM222 179V180H223ZM232 179V180H233ZM42 180H43V183H41L42 182ZM85 180V181H86ZM177 180V179H176ZM187 180H191L192 182H193V184H186V181ZM218 180V179H217ZM54 181H57V182H59V185H60V187H65L66 185H67V187L65 188V189H63V190H67L68 188L69 189H72V191L74 190V193L76 194V199H77V201H75L74 199H72V198H67V199H64V198H61V197H59V196H56L57 194L55 193V191H53V190H55V189H59L60 187H55V186H53V184H54ZM96 181H98L99 183H96ZM166 181H168V179L166 180ZM165 181V182H166ZM175 181V180H174ZM242 181V178L240 179V182ZM139 182L141 183V186L139 187V189L136 187V186H139ZM183 183H184V181H183ZM226 183V182H225ZM24 184L26 185V186H28L29 188H26L25 186H24ZM45 185V186H43V185ZM244 184V183H243ZM246 184V183H245ZM65 185V186H64ZM81 185H83V186H86L87 185V188H83V189H80V190H76V188H74V186L75 187H77V186H81ZM161 185H163V183L161 184ZM172 185V184H171ZM170 186V185H169ZM180 186V185H179ZM247 186V185H246ZM119 187V188H118ZM167 187V186H166ZM224 187V186H223ZM47 188V189H46ZM182 188V187H181ZM114 189V190H113ZM118 189H119V192L118 193H114V192H117L118 191ZM172 189V188H171ZM183 189V188H182ZM87 190H90V193L89 194H85L86 193V191ZM111 190L112 191H114V192H112L110 195H109V192H111ZM168 190H170L169 188H168ZM167 190V191H168ZM256 190V189H255ZM4 191H10V192H12L11 193V196L10 197H17V199H19V201H20V203H24L25 202V204L23 205V209L25 208V209H27L28 211L26 212H24V213H29V216H27L26 214L24 215V214H21V213H23L22 212V210H21V212L20 213H18V211H17V200L16 199H13V200H11V199H9L8 197V199H7V201H4V202H2V200H1V193L2 192H4ZM59 191V190H58ZM85 191V193L83 194V195H81L82 194V192H84ZM170 192V191H169ZM168 192V193H169ZM55 193V194H54ZM23 194H27V195H29V196H35V203L33 204L32 202H31V199H29L30 200V203L31 204H33L34 206H29L28 205V199H24L25 197H22V195ZM212 194V193H211ZM81 195V196H80ZM181 195V194H180ZM28 196V197H29ZM66 196H68V195H66ZM147 196V195H146ZM149 196V195H148ZM161 196V195H160ZM189 196V195H188ZM197 196V197H198ZM263 196V195H262ZM27 197V198H28ZM64 197V196H63ZM163 196H161V198H162ZM74 198V197H73ZM115 198H122V200H123V203H121L122 204V207L121 208H117V207H114V208H112V206H110V209H109V211H107V210H104L103 209V205L104 204H106V202L107 201H111L112 199H115ZM158 198V197H157ZM184 198V197H183ZM116 199V200H117ZM179 199V198H178ZM177 199V200H178ZM185 199V198H184ZM104 200V201H103ZM169 200H170V198H169ZM176 200V201H177ZM182 200V199H181ZM193 200H195V199H193ZM159 201V200H158ZM171 201V200H170ZM170 201H168V202H170ZM188 201V200H187ZM186 201V202H187ZM145 202V201H144ZM165 202V201H164ZM181 202H183V200L181 201ZM157 203V202H156ZM162 203V202H161ZM161 203H159V204H161ZM190 203V202H189ZM146 204V203H145ZM159 204L157 203V204H155V207L156 206H158V208L160 207L159 206ZM167 204V203H166ZM173 205H171V207H161V209H158V210H161L160 211V218H158V219H155L154 217L153 218H151L152 220L150 221L151 222V224L149 225V227H151L153 230L156 228V230H161L162 229V232L160 231V233H154L155 234V236H153V237H155V238H158V240H159V242H161V243H166V242H171L174 238H176V235H175V233H177V232H175V233H173V229L172 228H178V227H186V224H183L184 223V220L185 219H181V218H179V219H175L174 220V218H172V217H174V216H172V215H174V214H172L173 213V211H181L182 210V207L180 206V205H178V202H175V203H172ZM188 204V203H187ZM257 204V203H256ZM260 204V203H259ZM112 205V204H111ZM119 205H120V203H119ZM199 205H201V204H199ZM56 206H57V208H56ZM113 206H114V204H113ZM148 206V205H147ZM164 206V205H163ZM20 207V206H19ZM120 207V206H119ZM185 207H187V205L185 206ZM258 207H259V205H258ZM22 208V207H21ZM117 208V209H116ZM242 208V207H241ZM58 210L59 212H57L56 210ZM126 209H127V211H126ZM151 209V208H150ZM189 209H192V208H189ZM193 210V209H192ZM196 210H199V209H196ZM195 210V211H196ZM201 210V209H200ZM260 210V209H259ZM146 211V210H145ZM188 211V210H187ZM126 212H128V213H126ZM143 212V211H142ZM60 213V214H59ZM61 213H63L64 214V216H61V215H63V214H61ZM146 214V216L148 217V213H145ZM144 214V215H145ZM142 215H143V213H142ZM153 215V214H152ZM124 216L126 217V218H124ZM128 216V217H127ZM139 216V215H138ZM146 216H145V218H143V223L145 222L146 223V221H147V218H146ZM187 216H188V214H184V217H186L187 218ZM27 217V218H26ZM132 217V218H133ZM155 217H156V215H155ZM26 218V219H25ZM0 219H2V217L0 218ZM14 219V218H13ZM3 220V219H2ZM8 220V219H7ZM145 220V221H144ZM47 221V222H46ZM130 221V220H129ZM137 221H139V220H137ZM136 221V222H137ZM5 222V220H3V223ZM29 222V221H28ZM132 221H130V223H131ZM185 222H187V220L185 221ZM17 223H20V222H17ZM96 223L98 224V226L96 225ZM177 223H178V225H177ZM259 223V222H258ZM142 224V223H141ZM6 225V224H5ZM92 225V228H90V226ZM93 225H95V229H93ZM131 225H133V224H131ZM136 225H138V224H136ZM136 225H134V226H136ZM139 225H140V222H139ZM185 225V226H184ZM197 225V224H196ZM198 225H200V224H198ZM197 225V226H198ZM116 226H119V227H116ZM128 226H129V224H128ZM176 226H178V227H176ZM230 226H231V224H230ZM8 227H10V225H9V223L6 225V228H8ZM143 228V229H145L146 227H144V225L142 224V226H140V228ZM147 227H148V225H147ZM148 227V228H149ZM227 227V226H226ZM114 228H116V233H113L114 231H113V229ZM187 228V227H186ZM198 228V227H197ZM244 228H246V227H244ZM8 229H10V228H8ZM93 229V230H92ZM142 229V230H143ZM66 230L69 232V234H70V236H68V234L66 233ZM87 230H90V231H92V232H94L93 234H89V233H87V232H85V231H87ZM132 230V231H131ZM138 230V229H137ZM141 230V231H142ZM199 230V229H198ZM150 231V230H149ZM176 231V230H175ZM85 232V233H84ZM98 233V234H97ZM127 233V232H126ZM125 233V234H126ZM150 233V232H149ZM84 234V235H83ZM178 234H179V232H178ZM247 234V233H246ZM139 235V234H138ZM251 235V234H250ZM256 235V234H255ZM45 236V235H44ZM136 236V235H135ZM48 237V236H47ZM47 237H45V238H47ZM128 237H130V236H128ZM133 237H134V235H133ZM132 237V238H133ZM150 237V236H149ZM140 238H141V235H140ZM151 238V237H150ZM138 239H139V236H138ZM146 239V238H145ZM144 239V240H145ZM147 240V239H146ZM191 240V239H190ZM190 240H189V242H190ZM52 241V240H51ZM111 241H114V243H113V245H112V243H111ZM197 241V240H196ZM220 242V241H219ZM23 243V244H24ZM191 243V242H190ZM220 243H222V242H220ZM137 244V243H136ZM196 243H194L193 245H195ZM223 244V243H222ZM238 244H240V250H239V254H240V257H239V259H235V262H231L232 264H246V263H248V264H259V260L260 259H257L256 258V256H254L253 254L254 253H251V252H248L249 251V249H248V247L247 248H245V245L242 243V242H239ZM54 245H56V248H55V246ZM46 246V245H45ZM49 246V247H50ZM54 246V247H53ZM155 246V245H154ZM36 247V246H35ZM118 247H120L124 252H126L124 255H122L121 257L120 256H118L119 254V252H118ZM192 247V246H191ZM31 248V247H30ZM97 248V249H96ZM115 248V249H114ZM32 249V248H31ZM161 249H169V247H167V248H165V247H162ZM176 249V248H175ZM178 249H180V248H178ZM237 249H238V246H237ZM246 249V250H245ZM95 250H97V251H104V252H107V254H105L104 252L103 253H98L97 251H95ZM37 251V250H36ZM160 251H162V250H160V249H155L152 253H157V254H155L153 257H150L149 259H148V262L147 263H153V262H155V259L156 260H158L159 261V254H160ZM183 252L184 253V249H182V250H178V252ZM187 253L184 255V256H182V255H179L177 252H174L173 254H174V256H176L177 258H180V257H182V258H185V259H187V261H186V263H184V264H187V263H189L188 262V259H189V261H192L190 258V256L192 255V250L190 249V248H188L187 250ZM254 251V250H253ZM255 251L256 252H258V253H261V254H264V251H263V249L261 248V247H259V246H257L256 248H255ZM227 252H231V250L228 248V251ZM128 253V254H127ZM113 254H116V256L115 255H113ZM164 254H166V253H164ZM173 254H167V255H170V256H173ZM181 254V253H180ZM223 254V253H222ZM227 254V253H226ZM48 255V254H47ZM121 255V254H120ZM243 255H244V258H243ZM256 255V254H255ZM170 256L169 257H167L168 259L170 258ZM215 256H218V255H215ZM218 257H220V256H218ZM62 260H61V259ZM166 258V257H165ZM104 259V258H103ZM211 259V260H210ZM60 260H61V263H60ZM88 260V259H87ZM90 260V259H89ZM95 260V259H94ZM205 260H210V261H212V262H218V261H222L221 259H218V261H216L217 259H214L213 260V257H209V258H205ZM262 260V259H261ZM98 261V260H97ZM194 261H196V259H194L192 262H194ZM225 261V260H224ZM223 262V261H222ZM262 262H264L263 260L261 261V263L260 264H262ZM47 263V262H46ZM228 263V262H227ZM97 264V263H96ZM136 264V263H135ZM167 264V263H166ZM168 264H180V262L179 261H173V262H170V263H168ZM193 264H197V263H193ZM218 264V263H217ZM225 264V263H224Z\"/></svg>","mask_w":264,"mask_h":264},{"label":"water","instance_id":"obj_3","mask_svg":"<svg viewBox=\"0 0 264 264\" xmlns=\"http://www.w3.org/2000/svg\"><path fill=\"white\" fill-rule=\"evenodd\" d=\"M76 134L78 135V136H87L88 134H89V130L88 129H85V128H81V129H78L77 131H76ZM1 200L2 201H7V197L6 196H3L2 198H1Z\"/></svg>","mask_w":264,"mask_h":264}]
</instances>
